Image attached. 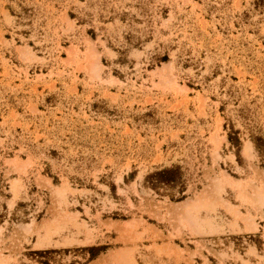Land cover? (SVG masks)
I'll list each match as a JSON object with an SVG mask.
<instances>
[{"label": "rangeland", "instance_id": "rangeland-1", "mask_svg": "<svg viewBox=\"0 0 264 264\" xmlns=\"http://www.w3.org/2000/svg\"><path fill=\"white\" fill-rule=\"evenodd\" d=\"M0 264H264V0H0Z\"/></svg>", "mask_w": 264, "mask_h": 264}]
</instances>
